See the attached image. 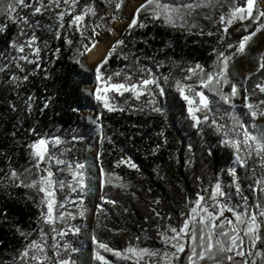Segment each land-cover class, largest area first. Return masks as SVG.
I'll return each instance as SVG.
<instances>
[{"label":"snow or ice","instance_id":"obj_1","mask_svg":"<svg viewBox=\"0 0 264 264\" xmlns=\"http://www.w3.org/2000/svg\"><path fill=\"white\" fill-rule=\"evenodd\" d=\"M102 2L106 7L111 8L112 0H102ZM79 4L80 0H0V14L6 16L18 28L15 38L7 45L14 55L8 62L0 64V73L7 77L5 82L11 81V87L17 91V96L22 102V109H18L16 104L9 105L13 112L22 110L31 115L37 109V97L31 93L22 95L19 91L29 82L35 70L41 67L43 60L41 53L48 48L47 41L43 42V48L38 44L40 37L37 35V30L44 26L38 20H33L35 16L45 13L55 15L58 28L54 31V38L57 40L61 39V29L65 27L79 33L80 40L76 43H79L80 47L75 49L77 57L74 62L81 67L84 65L79 57L98 48L97 38L100 32L97 28L102 25L96 23L88 34L89 25L84 23L86 16L97 15L95 8L92 4H88L77 11ZM225 4L228 11L222 12L219 20L216 21L214 15L210 13L217 8H223ZM123 5L124 0H117L114 4L115 11L119 12ZM21 9L31 11L27 15H21ZM57 9L59 11H56ZM201 9L209 10L203 18L218 24L220 34L217 36V32L211 30L205 33L202 28L196 34L217 36V44L221 45L223 50L219 47L212 49L214 59L208 68L198 62L194 66L182 68L181 71L186 73L183 80L175 79L170 87H174L185 101L188 117L192 121L191 126L197 128L200 134L203 125L210 124L211 130L218 136V144L232 150V157L237 166H228L226 169L227 175L231 178L227 188L222 185L220 177L217 176L215 183L210 182L209 187L202 186L196 198L186 205L188 211L181 213L176 225L170 223L171 216L166 217L169 223L163 226V230H160L161 226L157 225V236L166 246L163 249L129 244L126 248L117 250L95 235L92 236V244L95 247L92 250L91 259L98 261L99 264H112L102 252L111 253L120 260L131 261L132 264H264V124L256 123L264 119V100L250 102V96L255 95L256 89L264 93V79L255 85L251 93L246 87L243 89V107L247 109L243 115L251 117V127L248 126L249 122L242 119L240 115L224 108V105H228L229 108L235 109V100L240 94L239 80L230 70V65L238 55L244 54L253 46L258 34L264 33V0H144L135 8L131 21L127 25L128 35L131 37L132 30L147 28L150 23H162L166 27L191 31L193 28L200 27L193 17ZM118 18L120 17L112 15L111 21H116ZM99 19L103 21L105 17L101 16ZM237 23L242 25L244 34L233 42L230 29ZM6 30V25L0 27V33ZM235 30L239 32L240 28ZM107 31L111 33L114 29L108 27ZM63 39L68 45L74 43V40L67 36H63ZM141 42L147 46L148 38ZM134 46L133 38L132 47ZM127 47L128 43L123 38L111 44L95 66L96 86L90 94L107 112L125 111L118 102H112L113 98L109 96V93H115L118 96L130 93L137 101L146 97L144 103L139 106V111L143 112L145 108H148L151 112L160 113L161 108L157 106L156 96L166 94L160 81L162 79L165 84H168L171 73L157 77L152 69L140 64L141 58L135 52H132L131 56L140 66L134 71L107 73L105 66L113 55H119L124 60L130 59L129 55L123 52V48ZM118 48L121 49L120 52H117ZM60 52L61 49L57 47L52 55L59 59ZM5 59L8 58L5 57ZM148 59L152 58L148 57ZM259 59L257 72L264 69V52L260 53ZM172 64L176 65V62L172 61ZM27 65L35 67L29 71ZM156 66L162 68L164 63L157 61ZM43 78L49 79L50 73L45 71ZM193 80L195 84L186 83ZM226 89L230 90L226 91ZM51 100V96L45 98L43 106L39 107L40 113L50 106ZM72 111H78V109L73 108ZM101 116L102 113L97 114L93 123L96 124L101 137L107 138L99 123ZM224 116L231 120L230 125L218 121V118L223 119ZM26 131L29 136L36 137L26 144L31 167H23L22 171L10 167L3 174V179L10 181L9 186L35 191L39 201L36 196H28V198L34 204L38 202L41 206L38 217L40 223L35 237L31 232L26 233L17 226L16 230L24 243L18 250V256L12 258L11 264H88L87 261H81L75 255L79 252V248L70 239H65L69 233L75 236L81 232L79 227L67 224L69 218L75 217L70 212L59 211L65 208L61 200L67 199L66 196L60 197L59 193L66 188L76 192L78 197L88 191L84 174L85 165L79 162L73 164L61 159L64 152L56 154L54 150H58L64 143L59 135L51 136L49 139L50 134L37 133L35 126ZM11 135L16 137L17 132L13 131ZM160 135L163 136V132ZM78 138L76 135L72 136L73 140ZM107 139L111 143V138ZM159 147L158 144L155 149H152L151 154L156 155ZM67 151L70 153V150ZM212 154L209 152V155ZM99 158L100 154L97 153L96 159ZM121 164H127L129 168L139 171L131 158L121 157L115 162V167ZM61 165L65 167L62 168ZM65 168L71 175L73 183H67L66 179L60 178ZM239 168L248 170L243 178L239 175ZM99 177L101 188L127 187L121 177L115 172L106 171L103 167L99 169ZM197 179L202 180V177ZM114 180L121 182L114 184ZM245 182H248L249 194L247 195L244 194L243 188ZM100 199L105 204L117 203L116 200L106 198L104 195H101ZM75 203L80 204L82 200ZM154 203L159 205L160 200L157 199ZM96 208L98 212L103 211L101 205H97ZM153 211L157 217L161 216L160 212L155 209ZM228 213L231 215H226ZM79 215L84 216L85 210L81 209ZM3 219H8L6 213ZM58 222L64 223L67 227H60ZM58 238L63 243L58 242Z\"/></svg>","mask_w":264,"mask_h":264},{"label":"trees","instance_id":"obj_2","mask_svg":"<svg viewBox=\"0 0 264 264\" xmlns=\"http://www.w3.org/2000/svg\"><path fill=\"white\" fill-rule=\"evenodd\" d=\"M88 4L93 5L97 15L93 18L85 17L84 23L89 27L96 23L100 24L99 18L104 7L102 0H80L77 11ZM30 11L21 9L20 14L27 15ZM227 11L228 7L225 4L223 8H217L210 14L218 21L221 13ZM208 12L207 9L199 10L193 19L200 27L191 31L166 27L162 23H150L147 28L132 30L129 37L126 28L120 38L128 43V47L123 48V52L129 55L130 59L124 60L119 55H113L105 66L108 74L132 72L140 64L152 69L157 77L171 73L168 84L162 79L160 81L166 92L165 95L156 96L157 106L161 108L160 113L151 112L148 108L143 112L139 111L138 108L146 97L137 101L130 93H125L124 96L109 93L113 98L112 102H118L125 111L107 112L98 101L93 100L85 92V88L96 85L95 71H85L74 62L79 33L65 27L61 29V39L57 40L54 38V31L58 28V24L54 14L45 13L33 18L44 26L37 30V35L40 37L38 44L43 48V42L47 41L48 48L41 53L43 57L41 67L36 69L29 82L19 89L22 95L31 93L37 97V109L31 115L22 110L16 112L11 110L9 107L11 104H16L18 109H22V102L17 96V91L11 87V81L5 82L7 77L0 73V241H2L0 264H11L12 258L18 256V250L24 243L16 230L17 226L26 233L31 232L35 237L40 223L38 217L41 207L38 202L34 204L28 198V196H36L35 191L9 186L10 181L3 179V174L10 167L21 171L23 167H31L26 144L36 137L27 133L26 129L30 127L35 126L39 134H50L49 139L51 136L59 135L64 143L58 150L82 164L86 162L87 152L96 142V157L97 153L100 154V158L96 159L98 169L103 167L106 171L115 172L127 185L125 188L99 187L96 206L101 205L103 211L98 212L95 208L90 225L91 240L95 235L117 250H122L129 244L162 249L163 244L157 236V225L163 230V226L169 223L166 219L168 216L172 217L170 223L176 225L181 213L188 211L186 205L196 198L202 186L209 187L210 182L215 183L217 176L220 177L223 185L230 182L231 178L225 177L224 173L228 166L235 167L232 150L218 144V136L211 130L209 124L203 125L202 132L198 134V129L191 126L192 121L188 117L186 103L175 88L170 87L175 79L181 78L185 73L181 71L182 68L194 66L197 62L208 68L214 59L212 49L214 47L223 49L217 44V36L220 34L218 24L203 18ZM5 25L7 30L0 33V64L8 62L14 55L7 45L15 38L18 31L17 26L7 18L0 20V27ZM101 25V31L107 32L109 22ZM201 28L205 33L209 30L217 32V36L196 34ZM220 31L222 32V28ZM243 34H232V41H237ZM63 36L73 39L74 43L66 44ZM133 38L134 47H132ZM145 38H148L147 46L141 42ZM57 47L61 49L59 59L52 55ZM120 51L121 49L118 48L117 52ZM132 52L141 58L140 64L134 62ZM5 57L8 59L6 60ZM157 61H162L164 67L157 68ZM172 61H175L176 65H173ZM10 67L14 66L10 65ZM26 67L32 71L35 66ZM45 71L50 73V78L47 80L43 78ZM262 79H264V69L247 77L243 88L246 87L251 93ZM258 95L259 90L256 89L255 95L252 96L258 97ZM49 96L52 97L50 106L40 113L39 107L43 106L45 98ZM126 99L127 103H125ZM73 108L78 111H72ZM224 108L240 115L251 127V120L243 115L246 111L231 109L227 105H224ZM81 111H92L96 116L102 113L99 123L103 128L104 136L111 138V143L107 138L101 137L96 124L83 117ZM223 120H229L231 123L227 116H224ZM13 131L17 132L16 137L11 135ZM161 132L163 136L160 135ZM73 135L79 138L73 140ZM158 144L160 147L156 155H152V149ZM67 150H70V153ZM209 152L213 154L209 155ZM121 157L131 158L139 171L129 168L127 164L115 167V162ZM246 171L248 170L245 168L239 169V175L243 178ZM197 177H202V180H198ZM120 182L113 181L114 184ZM101 195L114 199L117 203L105 204L100 199ZM36 199L39 201L38 196ZM157 199L160 200L159 205L154 203ZM153 209L160 212L161 216L157 217ZM5 213L7 220L3 219ZM78 223L83 225V221ZM80 229L79 234L73 236L69 233L66 238L79 248V252L75 254L79 258L85 251V232L82 226ZM94 247L91 243V254ZM102 254L112 264H132L118 259L111 253L102 252ZM88 264H99V262L90 259Z\"/></svg>","mask_w":264,"mask_h":264},{"label":"rangeland","instance_id":"obj_3","mask_svg":"<svg viewBox=\"0 0 264 264\" xmlns=\"http://www.w3.org/2000/svg\"><path fill=\"white\" fill-rule=\"evenodd\" d=\"M117 2V0H112V6L111 8L106 7L105 4L103 3L104 7L101 11V16L105 17L103 21H100V24L106 25L107 22H109V27L113 28V32H102L100 28H97V31L100 32V36L97 38L98 39V44L103 45L105 48L103 56L106 54L108 48L115 42V40L119 39L122 35V33L125 31L127 28V25L131 21V17L135 12V8L138 7L141 3L144 2V0H125L124 5L120 9L119 12H116L114 9V4ZM112 15H117L118 18L116 21H111V16ZM88 18H93V16L88 15L86 16ZM7 18L3 14H0V20ZM95 26V25H94ZM88 28V34L91 32V27ZM240 28V31L237 32L235 29ZM232 34H238V33H243V27L240 23H237L234 25L233 28L230 29ZM80 40V36H79ZM86 42V41H85ZM80 47V44H78V47ZM223 50V49H222ZM264 51V33L258 34V37L255 38V43L253 46L246 50L244 54L238 55L234 62L230 65V70L237 75V78L239 80V87H240V94L235 100L236 108L241 109L243 111L247 112V109L243 107V84L246 81L245 77H249L250 74H254L259 67L260 63V53ZM102 56V58H103ZM77 57V53L75 51L74 53V59ZM101 58V59H102ZM79 59L82 60L83 62V67L79 65L82 69L85 71L89 72H94L95 67L93 68H88L87 63H86V56L79 57ZM100 59V60H101ZM99 60V61H100ZM99 63V62H98ZM186 73L183 74V76ZM183 76L179 79L183 80ZM186 83H194L195 80L193 81H187ZM96 85H92L90 87L85 88V92L93 99L95 100L94 96L90 94L91 91H94ZM198 87V86H197ZM230 89H226V91H229ZM177 92V91H176ZM178 93V92H177ZM179 94V93H178ZM211 95V94H210ZM182 99V98H181ZM183 100V99H182ZM260 100H264V93H260L258 97L250 96V102L256 103L259 102ZM96 101V100H95ZM185 102V101H184ZM228 106V105H227ZM81 115L85 117L89 122H93L96 117V113L92 111H81ZM248 119L251 120V117L248 116ZM220 123H227L231 124L229 120H223V119H218ZM256 123L258 124H264V119L258 120ZM210 126V124H209ZM211 127V126H210ZM96 142L93 143V146L90 148V150L87 152V159L86 162L84 163L85 168H84V174H85V182L88 186V191L82 193L79 197L77 196L76 192H72L71 189L66 188L63 192L59 193L60 197H67V199H62L61 202L65 205L64 209H59V211H66L70 212L73 214L75 217L74 219L69 218L67 224L68 225H75L76 227H83V231L85 232V237H84V244H85V251L83 253V256L80 257L81 261H87L89 262L91 259V250H90V244L92 243L91 237H90V225L93 220L94 216V211L96 208V202H97V196H98V191L100 187V177H99V169L96 164ZM56 151V150H54ZM60 152L63 151H56V154L59 155ZM61 159H65L71 163H75V160L64 153L63 156H61ZM237 165L235 164V167ZM55 168V165H53ZM60 167L64 168L65 166L61 165ZM243 169V168H239ZM225 177H229L227 173H224ZM61 179H66L67 183H73L71 175L68 173L67 169L65 168L64 174L60 176ZM228 182L226 185H223L225 188H227ZM244 188V194H249L248 190V184L245 182L243 185ZM234 192V189H232ZM78 200H82V203L77 204L75 203ZM41 207V206H40ZM83 209L85 210V215L81 216L79 215L80 210ZM226 215H231L230 213ZM83 221V225H80L78 222ZM60 224V227H67L62 222H58ZM67 238V237H66ZM65 238V239H66ZM58 242L63 243V241H60L58 238ZM166 246L163 245V248ZM162 248V249H163ZM171 251V249H169ZM131 262V261H129Z\"/></svg>","mask_w":264,"mask_h":264},{"label":"bare ground","instance_id":"obj_4","mask_svg":"<svg viewBox=\"0 0 264 264\" xmlns=\"http://www.w3.org/2000/svg\"><path fill=\"white\" fill-rule=\"evenodd\" d=\"M105 47L101 44H98V48L94 49L91 53H87L86 56V63L88 68H93L99 62L104 54Z\"/></svg>","mask_w":264,"mask_h":264}]
</instances>
